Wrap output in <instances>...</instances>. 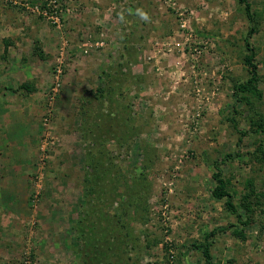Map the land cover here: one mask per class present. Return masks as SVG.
Instances as JSON below:
<instances>
[{
	"label": "rangeland",
	"instance_id": "rangeland-1",
	"mask_svg": "<svg viewBox=\"0 0 264 264\" xmlns=\"http://www.w3.org/2000/svg\"><path fill=\"white\" fill-rule=\"evenodd\" d=\"M248 2L260 98L233 90L239 0H0V264H205L190 247L208 238L217 264H264V0ZM226 155L244 240L211 195ZM79 235L107 242L87 258Z\"/></svg>",
	"mask_w": 264,
	"mask_h": 264
},
{
	"label": "trees",
	"instance_id": "trees-1",
	"mask_svg": "<svg viewBox=\"0 0 264 264\" xmlns=\"http://www.w3.org/2000/svg\"><path fill=\"white\" fill-rule=\"evenodd\" d=\"M239 2L241 4H243L245 6V12H246V16L247 19L249 20L250 23V30L247 34V37L245 39V47H246V55L244 56V63L245 66L248 69V73H249V78L245 83H238L235 84L233 87L235 96H238L239 93H251L255 96H257L258 98L261 97V93L258 91V82H259V75H258V71H257V64L255 61V48L253 47V45L250 43V38L257 33L256 28L254 27L253 23H254V16L251 12V4L248 2V0H239ZM197 35L202 36L203 38H209L208 34H201L200 32L196 33ZM38 49V47H37ZM27 88V86H25ZM28 89V88H27ZM234 121V120H233ZM241 141V140H240ZM233 157V155H226L225 159H223V161H214L211 165L214 168V172L212 173V177L214 179V181L216 182V186L212 189L211 191V195L217 199V200H225V206L228 210H230L232 213H234V215L237 218L238 223L242 226V228L240 229L239 227H236L235 225H232V234L233 236L240 238L242 240L246 239V234L244 229L248 226H250L252 224V220H250L249 218H247V220H244L243 217L241 216V214L239 213V211L237 210L236 206L233 204L232 202V194L228 191V186L230 185L229 181L224 179L223 177V173L222 170L220 168L221 164L223 162L226 161V159H231ZM94 162L95 159H93ZM98 167L95 166L94 167V174L91 175L89 174L88 178L86 179V196L87 194H91L92 190H95V187L99 184V181L101 180V175L99 173L98 170H95ZM249 185H252V183H249ZM88 187V188H87ZM254 192V191H253ZM132 206L136 207L134 208L135 211H137L138 207H137V199L134 198L131 200ZM247 210H250V207H246ZM226 228H221L218 229L217 231H223ZM122 232V229H120L119 233ZM212 236V235H210ZM82 239H83V235H79L78 236V245L76 246L77 249V253L81 254L82 253H87V258H89L88 252L91 251L92 249H97L100 247V245H103V243L105 244L107 242V240H100L99 236L94 235L92 237L89 238L88 242L86 243V245H82ZM209 239V238H208ZM208 239L206 240L205 243L203 244H192L191 245V249H196L198 251H201L205 264H217L214 262L212 254H211V244L208 241ZM95 251V250H94ZM97 254H101L99 251H95ZM90 254V253H89ZM95 261V256L92 255L91 260L86 261V264H94Z\"/></svg>",
	"mask_w": 264,
	"mask_h": 264
}]
</instances>
